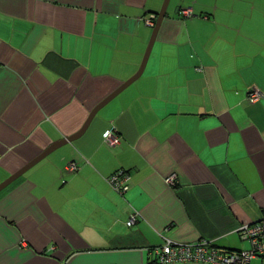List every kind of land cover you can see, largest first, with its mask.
Wrapping results in <instances>:
<instances>
[{"label":"crops","instance_id":"obj_1","mask_svg":"<svg viewBox=\"0 0 264 264\" xmlns=\"http://www.w3.org/2000/svg\"><path fill=\"white\" fill-rule=\"evenodd\" d=\"M163 2L0 0V184L137 73ZM120 171L122 193L108 181ZM262 219L264 0H170L142 76L0 191V264H161L167 243L200 241L246 251L240 229Z\"/></svg>","mask_w":264,"mask_h":264},{"label":"built area","instance_id":"obj_2","mask_svg":"<svg viewBox=\"0 0 264 264\" xmlns=\"http://www.w3.org/2000/svg\"><path fill=\"white\" fill-rule=\"evenodd\" d=\"M180 15L184 19L192 17L191 10H181ZM154 18L147 23L154 25ZM261 94L252 90L248 99L250 102H256ZM103 142L107 147H115L119 142L118 136L113 130H108L103 134ZM77 168L74 163L69 165V170L75 171ZM128 180L127 174L117 172L112 175L108 181L110 185L119 193L127 190L125 182ZM168 185L174 183V178L166 179ZM137 214L132 213L129 221L126 223L130 227L136 220ZM241 237L248 241L250 249L240 252H221L209 245L208 242L200 241L193 244H171L167 243L157 252V260L161 264L170 263H188V264H250L254 259L262 258L264 260V219L253 224L244 226L240 229Z\"/></svg>","mask_w":264,"mask_h":264},{"label":"water","instance_id":"obj_3","mask_svg":"<svg viewBox=\"0 0 264 264\" xmlns=\"http://www.w3.org/2000/svg\"><path fill=\"white\" fill-rule=\"evenodd\" d=\"M170 0H164L163 5L161 7L160 12L158 13L153 31H152V35L147 47V50L145 52L143 61L141 63V66L139 68V70L137 71V73L135 75H133L129 80H127L126 82H124L121 86H119L114 92H112L109 96H107L104 100H102L89 114L88 118L86 119V121L84 122L83 126L81 127V129L73 136L68 137L63 139L60 143L58 144H54L51 147H49L47 150H45V152H43L38 158H36L35 160H33L32 162H30L27 166H25L24 168H22L21 170H19L18 172H16L14 175H12L10 178H8L5 182H3L2 184H0V191L2 189H4L5 187H7L9 184H11L14 180H16L17 178H19L20 176H22L28 169H30L32 166H34L36 163H38L41 159L45 158L47 155H49L50 153H52L53 151H55L56 149H58L59 147L65 145V144H70L73 141H75L76 139H78L79 137H81L85 131L88 129L91 121L94 119V117L96 116V114L105 106L107 105L111 100H113L117 95H119L122 91H124L127 87H129L132 83H134L137 79H139L145 69L147 60L149 58L152 46L156 40L157 34L159 32L160 26L162 24V21L165 17L166 14V10L168 7Z\"/></svg>","mask_w":264,"mask_h":264}]
</instances>
